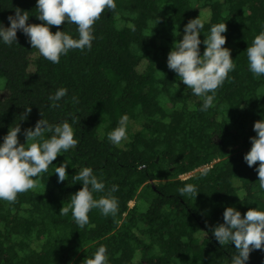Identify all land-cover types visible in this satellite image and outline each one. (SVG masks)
<instances>
[{"label": "trees", "instance_id": "16d2710c", "mask_svg": "<svg viewBox=\"0 0 264 264\" xmlns=\"http://www.w3.org/2000/svg\"><path fill=\"white\" fill-rule=\"evenodd\" d=\"M116 5L94 23L92 47L71 49L59 63L31 48L19 30L17 43L0 42V139L18 123L23 143V130L43 118L50 124L68 120L78 140L34 177L35 188L14 201L0 200V264H84L100 244L107 246L109 264H230L234 243L220 245L211 228L223 222L225 206L241 215L249 207L264 208L259 161L249 166L243 159L254 121L264 118V94L257 97L264 75L254 77L246 57L247 45L264 25V0H116ZM16 7L29 11L27 22L40 23L35 0H0L5 26ZM197 16L204 21L201 53L210 26L224 21V46L236 65L206 111L200 110L203 98L166 63L184 24ZM49 28L77 35L71 23ZM62 86L67 94L52 107L49 96ZM125 113L127 139L114 145L107 133ZM60 163L68 174L57 182L54 169ZM84 166L105 189L118 186L113 193L118 210L105 216L93 208L80 228L71 212L61 215L59 209L81 187L72 177ZM187 183L196 186L195 197L179 193ZM246 264H264V250L253 249Z\"/></svg>", "mask_w": 264, "mask_h": 264}, {"label": "clouds", "instance_id": "9594fccd", "mask_svg": "<svg viewBox=\"0 0 264 264\" xmlns=\"http://www.w3.org/2000/svg\"><path fill=\"white\" fill-rule=\"evenodd\" d=\"M116 0H35L34 14L40 23H29V11L19 7L14 14L7 17L9 23L5 26L0 21V42L11 45L17 43V30L28 39L31 48L52 63H59L62 55L71 49H90L94 40L93 25L106 10L116 8ZM62 22L76 26V36L57 28L50 31V25H61ZM204 21L195 17L189 19L183 27V35L172 43L167 52V67L176 73L179 81L183 82L191 92L202 97L201 111L213 106L216 90L228 77L236 65L230 56V49L225 47V22L210 26L203 44V52L199 48L201 43L199 33ZM133 27L134 30V26ZM247 69L258 78L264 75V25L255 34L246 47ZM177 85V84H176ZM178 87V85H177ZM66 87H58L49 96L52 107L67 94ZM264 94L258 92L257 97ZM73 102L76 98L73 97ZM26 111H30L26 108ZM23 118V117H22ZM129 117L122 114L117 125L107 133V139L114 145H119L127 139V125ZM255 135L249 137L251 144L243 154V159L249 166L255 162L259 181V188L264 189V118L254 121L252 125ZM21 132L20 125L8 128L7 133L0 139V200L14 201L18 193L26 192L36 187L37 177L48 170L58 153L75 148L78 143L75 138L72 123L64 120L58 124H50L47 119H38L34 126L25 128L23 143L18 140ZM51 133L45 137V133ZM66 163H60L54 172L57 182L66 180ZM206 171V170H205ZM79 181L81 187L72 193L70 202L60 207L61 215L71 212L74 222L83 228L89 223L88 213L93 208L99 209L102 215L115 214L118 210V200L113 195L118 186L113 184L105 189V183L99 179L89 166L82 167L73 177ZM181 196L197 194L196 186L192 183L184 184L178 189ZM94 193H103L99 197ZM223 222L211 228V233L220 245L234 243L237 250L231 256L230 264H246L249 253L253 249L264 250V208L249 207L243 215L234 206H225L222 212ZM84 264H109L107 246L100 244L89 257H85Z\"/></svg>", "mask_w": 264, "mask_h": 264}, {"label": "rangeland", "instance_id": "374dc122", "mask_svg": "<svg viewBox=\"0 0 264 264\" xmlns=\"http://www.w3.org/2000/svg\"><path fill=\"white\" fill-rule=\"evenodd\" d=\"M3 79H0V81H2ZM130 204H132V202H130Z\"/></svg>", "mask_w": 264, "mask_h": 264}]
</instances>
